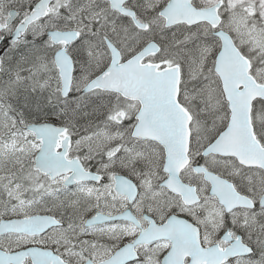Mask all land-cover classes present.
<instances>
[{"label":"snow or ice","instance_id":"6c2138e0","mask_svg":"<svg viewBox=\"0 0 264 264\" xmlns=\"http://www.w3.org/2000/svg\"><path fill=\"white\" fill-rule=\"evenodd\" d=\"M0 264H264V0H0Z\"/></svg>","mask_w":264,"mask_h":264}]
</instances>
